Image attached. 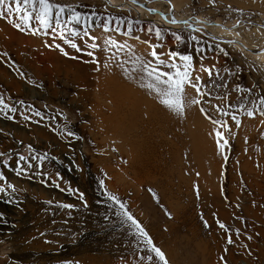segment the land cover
I'll use <instances>...</instances> for the list:
<instances>
[{"label":"rangeland","instance_id":"374dc122","mask_svg":"<svg viewBox=\"0 0 264 264\" xmlns=\"http://www.w3.org/2000/svg\"><path fill=\"white\" fill-rule=\"evenodd\" d=\"M170 1L264 47V0ZM50 3L48 29L38 5L29 23L0 8V264H164L153 246L168 264H264L263 58L107 0ZM183 56L177 114L142 68L175 76ZM153 149L171 172L130 160Z\"/></svg>","mask_w":264,"mask_h":264},{"label":"snow or ice","instance_id":"6c2138e0","mask_svg":"<svg viewBox=\"0 0 264 264\" xmlns=\"http://www.w3.org/2000/svg\"><path fill=\"white\" fill-rule=\"evenodd\" d=\"M132 2L135 3L136 0H132ZM11 4H14V8L10 6ZM37 5H38V15L35 18L39 21V23L43 26V28L48 29L52 27L51 21L54 15L53 13L54 5L50 3V0H0V8L7 7L8 11H14L19 16V18L25 23H29L31 21V19L33 18L32 13L37 11ZM141 7H143V5H141ZM29 9L31 11H29ZM58 11L60 13H63L64 9L59 8ZM79 19L80 18L78 16L73 17V20L77 23L79 22ZM57 26H59L58 21H57ZM157 35H159V33H157ZM112 43L115 44V42ZM71 46L73 48H77V45L74 43ZM92 47H96V45H92ZM77 50L79 51L78 48ZM89 55H91V53H89ZM151 55L156 60H159V56L155 51H153ZM181 59L185 61V66L183 70H181L174 63L171 65V67L176 69L175 76L167 72H161L158 70V68H152L150 62L144 63L142 68V71L145 72L148 77L152 78L156 82L155 84H149V87L153 88L157 92L158 96L161 97V103L164 104L166 107L175 111L177 114H180L183 111L184 86L185 84H189L191 82V77H190L191 57L183 56L181 57ZM160 63H163V61H160ZM209 75H211L210 71H209ZM160 84L165 85V87L164 88L158 87V85ZM191 86L195 88L197 92H200V89L195 84H192ZM198 102L199 101H193V103H198ZM260 103L264 104V99H262ZM201 111H203V109H201ZM247 114L249 116L253 115L252 112H248ZM217 135L220 134L217 133ZM224 143L226 144L227 141H225ZM21 159H23V157H21ZM0 179H3V177H0ZM0 191L3 190L0 189ZM109 198L114 199V197H109ZM65 207H70V206L65 205ZM121 207H123V205H121ZM128 219L132 220V223L136 224V227L140 229L139 224H137V222L131 216H128ZM220 226L222 228L224 227L223 224H221ZM140 231L142 235L147 236V233H144L143 229H140ZM231 242L232 241L229 240V243ZM148 243L149 244L152 243L150 239L148 240ZM152 251L156 254L157 257H159L161 261L164 262V264H168L167 260L165 259L164 253L159 248L153 246Z\"/></svg>","mask_w":264,"mask_h":264},{"label":"bare ground","instance_id":"6f19581e","mask_svg":"<svg viewBox=\"0 0 264 264\" xmlns=\"http://www.w3.org/2000/svg\"><path fill=\"white\" fill-rule=\"evenodd\" d=\"M136 1H140V2H143V3H145L147 6V8L145 9V8H142V7H139V6H137V5H135L134 3H132L130 0H107V3L110 5V6H112L113 8H119V9H123V10H125V9H130V8H132V9H134L135 10V12L139 15V16H141V15H146V14H150V15H152L153 17H156L155 19H156V21H157V23L159 24V25H161V26H164V27H167L168 29H174V30H177V29H179V28H187V27H189L188 25H183V24H175V23H172V21H173V17L174 18H176L178 21H185V20H193V21H195V23H194V25H196V27H197V29H198V31H199V29L201 28V27H203V28H205V29H207L206 27L207 26H210V25H212L213 27H217V28H220V34H219V36H217V35H214L215 37H219V38H221V37H225V38H229L228 39V41H236V42H240V43H242V44H244L249 50H251L252 52H256L257 54H249V56H251V57H258L259 59H262L263 58V60H264V53H258L259 51H261L262 49H260V50H253V49H251L252 48V46H251V44L253 43V41L255 40V38L254 37H252V36H250V37H248L249 38V40H247V41H243V40H240V38L238 39V38H236V37H234L236 34V31H238L239 29H240V27L237 29V26L239 25V23L241 22H238L236 25H234L233 27H230V26H228V25H223V24H220V23H216V22H213V24L212 23H208V22H206L204 19H202V18H198V17H193V18H187V19H182V18H179L176 14H175V4L172 2V1H170V0H165V1H162V0H154L153 2L154 3H165V4H167L168 6H169V10H167L166 11V9H167V5L165 6V7H163L162 6V9H156L157 11H159L160 13H156V14H153V13H150L147 9H154L153 7H151L152 5V2L151 1H146V0H136ZM147 3H146V2ZM172 11H174V13L172 12ZM162 14H164V15H162ZM165 16H166V18H165ZM244 22H253V21H248V20H244ZM255 26H253V28H257L258 29V31H260V32H264V29H262V28H259V26H262V25H260V24H256V23H253ZM232 31H234V32H232ZM199 33V32H198ZM256 34H258V32H256ZM200 35V34H199ZM259 35V34H258ZM233 38V39H232ZM221 39H224V38H221ZM227 39H225V40H227ZM227 45H236L237 46V44H234V43H230V44H227ZM239 46V45H238ZM250 47V48H249ZM241 49V48H240ZM243 50V49H242ZM153 84V83H152ZM161 85V84H160ZM163 85V84H162ZM153 91V90H152ZM154 95V94H153ZM157 96H158V94H157ZM160 97V96H159ZM122 98V97H121ZM166 109V108H165ZM184 115V114H183ZM193 117V116H192ZM159 128V127H158ZM177 128H178V126H172V129H173V132H174V129H175V131L177 130ZM162 129V128H161ZM150 131H152L151 129H150ZM150 131H148V134H147V137H146V139H145V141H148L147 139H148V136H149V138L151 139L152 138V134L150 135L149 134V132ZM172 131H169V130H167V131H164V134H165V136L167 137V136H169L170 135V133H171ZM121 133V132H120ZM190 133V132H189ZM177 136V135H176ZM175 132L173 133V138L172 139H174L175 137ZM192 138V137H191ZM112 139V138H111ZM176 139V138H175ZM175 139L173 140V143H175V144H177L176 143V141H175ZM142 140V139H141ZM155 141V140H154ZM143 143V142H142ZM179 143V142H178ZM142 145V144H141ZM121 148L122 147V142H121V144H119V146L117 147V148ZM143 147V146H142ZM169 150H171V151H173L174 153H176V151H178V150H176V147L175 148H170L169 147ZM150 155V156H149ZM175 155V154H174ZM174 155H173V157H174ZM126 156V155H125ZM129 156H130V160L131 161H136L137 163H139V164H141V163H143L144 165H148V164H151V165H153V166H155V167H157V168H159V169H161V171L163 172V173H167L170 169H165V167H163V161L165 160L164 158H163V155H162V153H161V150H160V152H159V150H155V149H153L152 150V154H147V155H139V153H132V154H129ZM172 157V156H171ZM147 167V166H146ZM138 168V167H137ZM151 168V167H150ZM160 171V172H161ZM176 171V170H175ZM169 172H171V171H169ZM168 172V173H169ZM173 175V174H172ZM174 176H175V174H174ZM159 177V176H158ZM119 179V178H118ZM171 179H172V177H171ZM169 180V179H168ZM177 183V182H176ZM173 185V184H172ZM179 185V184H178ZM180 186V185H179ZM176 187V186H175ZM126 191V190H125ZM179 192V191H178ZM47 247V246H46ZM62 253H66V251H62Z\"/></svg>","mask_w":264,"mask_h":264},{"label":"water","instance_id":"95a60500","mask_svg":"<svg viewBox=\"0 0 264 264\" xmlns=\"http://www.w3.org/2000/svg\"><path fill=\"white\" fill-rule=\"evenodd\" d=\"M132 2V0H130ZM162 1H165V0H162ZM133 3V2H132ZM135 5L141 7V5H143L142 8H147L146 4L143 3V2H140V1H136L134 3ZM150 13H153V14H156V13H160L159 11H157L156 9H147ZM164 15V14H162ZM166 18V16H165ZM167 19V18H166ZM172 23H175V24H183V25H189V30L190 31H193V32H199L201 35H203L204 37H206L207 39L215 42V43H223V44H230V43H234V44H237L239 45L245 52L249 53V54H257L256 52H252L251 50H249L244 44L240 43V42H236V41H228V40H225V39H221L219 37H215L213 35V33L209 32L207 29L201 27L198 31L196 25H194L195 21L193 20H185V21H178L176 18L173 17V21ZM258 53H264V48L259 51Z\"/></svg>","mask_w":264,"mask_h":264}]
</instances>
